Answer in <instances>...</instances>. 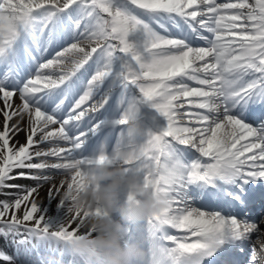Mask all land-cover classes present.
<instances>
[{
  "label": "snow or ice",
  "instance_id": "1",
  "mask_svg": "<svg viewBox=\"0 0 264 264\" xmlns=\"http://www.w3.org/2000/svg\"><path fill=\"white\" fill-rule=\"evenodd\" d=\"M0 69V237L13 249L0 264H81L74 241L105 213L73 218L60 194L90 184L94 164L121 163L126 147L102 148L103 117L126 125L139 103L166 123L121 166L166 207L129 234L152 264H255L264 0H0Z\"/></svg>",
  "mask_w": 264,
  "mask_h": 264
},
{
  "label": "clouds",
  "instance_id": "2",
  "mask_svg": "<svg viewBox=\"0 0 264 264\" xmlns=\"http://www.w3.org/2000/svg\"><path fill=\"white\" fill-rule=\"evenodd\" d=\"M125 131L129 138L142 134L136 116L128 119ZM135 158L136 153L132 149L118 154L121 163L134 161ZM121 163L94 164L88 170L90 184L86 183L79 191L65 188L60 194V199L67 201V211L71 215H82L95 208L105 213L99 217H88L86 227L94 235H81L74 241V247L81 253L82 264H152L143 243L126 238V225H138L149 217L160 216L166 205L163 199L148 195L135 177L126 175ZM122 192H131L133 199L121 202ZM113 213L118 218H114ZM253 244L255 261L264 264V232L258 235Z\"/></svg>",
  "mask_w": 264,
  "mask_h": 264
},
{
  "label": "bare ground",
  "instance_id": "3",
  "mask_svg": "<svg viewBox=\"0 0 264 264\" xmlns=\"http://www.w3.org/2000/svg\"><path fill=\"white\" fill-rule=\"evenodd\" d=\"M0 70L3 71V69H0ZM116 96H118V92L114 93V97H116ZM15 102H16L17 104L20 103V101H19L18 99H16ZM138 105H139V104H138ZM153 110L155 111L154 108H153ZM155 112H156V111H155ZM143 113H144L145 115H147V116H151V111L149 112V111H147L146 109H144ZM135 116L137 117V113L135 114ZM103 119L106 121L105 125H107V124L113 125V124H115L114 122L116 121L115 119L109 118V117H107V116L103 117ZM140 127H141V126H140ZM0 130H2V116H0ZM141 130H142V134H141L140 136L137 137V138H138V139H136V144H137V146H136L135 148H139L142 144L145 143V142L142 140L145 132H144V130L142 129V127H141ZM98 134H99V133H98ZM25 135H26L25 132H21V133L19 134L18 139L20 140L21 143H24V142H25ZM133 140H134V138H129V137L127 138V141H128V142H131V141H133ZM101 144H102V148H103V150L105 151V153L108 154V155H111L112 152H113L114 150H113V148H111V147L109 146V139L106 138V137H103L102 140H101ZM99 151H100V148L98 147L97 150H96V152H99ZM95 154H96V153H92V155H95ZM71 175H74V173H71ZM71 175H70V176H71ZM63 178H64V177H63L62 175H56V176H55V180H54V182H58V181H60V180L63 179ZM15 183H17V184H21V185H31L33 182L30 181V180H17V181H15ZM68 183L71 184V183H72L71 180H69ZM48 187H49L48 184H44L43 187L40 189L38 202H40V201H42V200L44 199V197H45V193H46ZM68 189H74V188L69 187ZM0 198H3V197H0ZM125 198H126V193H125ZM67 207H68V205H66V214H69L68 211H67ZM52 208H53V209L55 208V201L52 202ZM69 215H71V214H69ZM72 216H73V218H75L76 215H72ZM129 225L135 226V225H133V224H131V223H128V224L126 225V238H128V239H136L134 236H132L131 234H129V232L127 231ZM145 227H146V226H145ZM169 231H170L172 234H176L175 230H173V229H170ZM9 239H11V237H9ZM0 250H3V251H5V252H7L8 254H11L12 251H13L12 247L7 246V245L5 244V242H4V240H3V237H0ZM37 255H43V256L45 257V259L48 258V253H47V251H46V249H45L44 247H41V248L39 249ZM149 259L151 260V256H150V254H149ZM64 264H70V258H69V257H66V258H65ZM81 264H82V262H81Z\"/></svg>",
  "mask_w": 264,
  "mask_h": 264
},
{
  "label": "rangeland",
  "instance_id": "4",
  "mask_svg": "<svg viewBox=\"0 0 264 264\" xmlns=\"http://www.w3.org/2000/svg\"><path fill=\"white\" fill-rule=\"evenodd\" d=\"M115 102V100L113 101ZM141 105L138 106L137 110H140L142 109L143 106H145L146 108H150V104L149 103H140ZM121 113H115V114H107L109 116H117V115H121ZM162 116H160L159 114H152V116H150V118L153 120V122L155 123L156 121H158L159 118H161ZM163 118V117H162ZM149 122V120H147ZM165 121L163 122V124L165 125ZM156 124V123H155ZM151 128L150 132H158L156 130V128L154 127V125L150 124ZM125 127L126 125H117L115 128H110L108 129L107 131H104L103 132V135L104 136H108L111 140V144L114 143V139L115 137L117 138L116 142H115V146H114V149L117 147V145L119 144L121 147H126V149H134V146L131 144V142H126V137H127V134H126V131H125ZM114 130V132H112ZM113 145V144H112ZM120 201L123 202L124 199L123 198H120ZM114 218H118V215L115 213V215L113 216Z\"/></svg>",
  "mask_w": 264,
  "mask_h": 264
}]
</instances>
